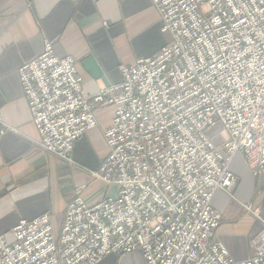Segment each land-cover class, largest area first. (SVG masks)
Wrapping results in <instances>:
<instances>
[{
    "label": "built area",
    "instance_id": "built-area-1",
    "mask_svg": "<svg viewBox=\"0 0 264 264\" xmlns=\"http://www.w3.org/2000/svg\"><path fill=\"white\" fill-rule=\"evenodd\" d=\"M150 3L170 41L119 66L118 84L84 96L74 59L48 42L17 69L38 145L62 161L96 127L94 111L113 109L107 156L88 173L114 192L87 204L86 186L75 189L57 236L47 212L18 221L12 242L0 235V264H98L136 251L146 264H264V229L234 261L211 205L237 183L235 155L253 177L264 173V0ZM215 127L218 143L207 136Z\"/></svg>",
    "mask_w": 264,
    "mask_h": 264
},
{
    "label": "crops",
    "instance_id": "crops-1",
    "mask_svg": "<svg viewBox=\"0 0 264 264\" xmlns=\"http://www.w3.org/2000/svg\"><path fill=\"white\" fill-rule=\"evenodd\" d=\"M169 41L150 0H0V125L7 130L0 138V235L7 242L13 241L18 221L45 212L57 236L66 206L81 186L87 204L114 192L88 173L107 156L102 134L113 109L94 111L96 127L74 143L71 164L62 161L38 145L17 69L48 42L56 56L74 59L82 94L89 97L121 82L119 66L155 58ZM229 170L238 182L212 199L221 217L215 238L234 261H244L252 255V239L264 229V173L253 177L240 154Z\"/></svg>",
    "mask_w": 264,
    "mask_h": 264
},
{
    "label": "rangeland",
    "instance_id": "rangeland-1",
    "mask_svg": "<svg viewBox=\"0 0 264 264\" xmlns=\"http://www.w3.org/2000/svg\"><path fill=\"white\" fill-rule=\"evenodd\" d=\"M218 127H215L207 132V136L211 138L215 143H218ZM71 164V163H70ZM73 164V163H72ZM137 251L126 255L122 258H116L115 256L105 257L98 264H146Z\"/></svg>",
    "mask_w": 264,
    "mask_h": 264
},
{
    "label": "bare ground",
    "instance_id": "bare-ground-1",
    "mask_svg": "<svg viewBox=\"0 0 264 264\" xmlns=\"http://www.w3.org/2000/svg\"><path fill=\"white\" fill-rule=\"evenodd\" d=\"M238 182V181H237Z\"/></svg>",
    "mask_w": 264,
    "mask_h": 264
}]
</instances>
